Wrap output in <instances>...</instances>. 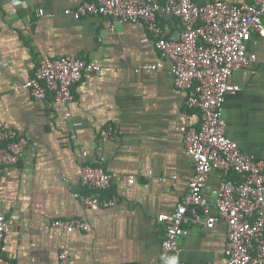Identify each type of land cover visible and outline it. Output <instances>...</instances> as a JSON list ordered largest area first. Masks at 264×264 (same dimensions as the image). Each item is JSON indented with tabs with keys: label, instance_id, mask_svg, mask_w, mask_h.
I'll return each mask as SVG.
<instances>
[{
	"label": "crops",
	"instance_id": "1",
	"mask_svg": "<svg viewBox=\"0 0 264 264\" xmlns=\"http://www.w3.org/2000/svg\"><path fill=\"white\" fill-rule=\"evenodd\" d=\"M23 1L10 15L11 0H0V122L30 141L20 162L0 175V212L9 221L3 256L13 264H59L68 249L70 264H161L165 229L158 216L177 208L195 173L182 128L201 123L156 45L159 37L181 33L180 19L159 12L158 37L145 23L64 13L93 0ZM150 1L162 6L165 0ZM248 52L257 58L234 73L241 90L227 95L222 114L228 136L264 161V37L254 34ZM60 57L84 58L102 69L84 74L68 104L51 95L35 99L24 83L43 60ZM157 63L162 66L143 68ZM109 126L113 133L104 137ZM96 163L123 175L101 192L115 201L111 207L93 209L75 196L92 195L80 176L85 164ZM222 180L213 170L204 188L214 217ZM75 218L89 229L68 232L52 225ZM185 226L188 233L179 239L183 261H227L224 220L212 228L203 222Z\"/></svg>",
	"mask_w": 264,
	"mask_h": 264
},
{
	"label": "built area",
	"instance_id": "2",
	"mask_svg": "<svg viewBox=\"0 0 264 264\" xmlns=\"http://www.w3.org/2000/svg\"><path fill=\"white\" fill-rule=\"evenodd\" d=\"M10 15H16L23 0H11ZM180 19L183 28L178 36H160L158 13ZM65 15L81 19L102 15L128 23H145L159 38L157 47L171 61L170 72L177 88L189 93L187 105L200 113L199 127H183L185 144L192 156L195 173L188 191L177 208L158 216L163 223L161 264H189L182 260L179 239L188 233L187 223L203 222L214 227L224 220L228 229L227 261L223 264H264V161H259L228 136L223 106L228 94L241 90L234 73L255 61L248 52L254 34L264 37V0L236 3L234 0H211L198 4L194 0H165L160 6L150 0H93L76 8H66ZM162 63L145 66L154 70ZM102 67L79 57L45 59L25 83L37 100L51 95L61 104L74 100V88L87 71L99 72ZM113 127L102 131L111 137ZM30 141L17 130L0 122V175L15 167L25 155ZM213 170L221 172L216 198L218 217L209 214L204 188ZM120 172H107L102 163L85 164L81 185L91 196H75L93 209L111 207L113 200L103 199L101 192L122 177ZM135 177L128 182L134 184ZM52 225L68 232L88 230L82 219H57ZM9 221L0 212V264H13L2 254ZM69 250L60 253L59 264H70ZM216 264V263H200Z\"/></svg>",
	"mask_w": 264,
	"mask_h": 264
}]
</instances>
